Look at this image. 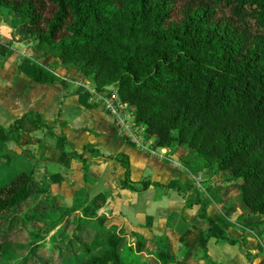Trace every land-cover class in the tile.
<instances>
[{
  "label": "trees",
  "instance_id": "trees-1",
  "mask_svg": "<svg viewBox=\"0 0 264 264\" xmlns=\"http://www.w3.org/2000/svg\"><path fill=\"white\" fill-rule=\"evenodd\" d=\"M0 9L18 21L41 59L77 67L92 76L99 93L116 89L157 147L185 145L215 171H230V180L240 181L239 198L264 222V0H0ZM33 64V81H58L52 71ZM24 122L35 130L51 129L32 112L6 130L0 127V168L1 161L12 160L3 145L20 142ZM59 139L65 152L66 138ZM113 158L123 166V188L143 191L158 184L132 181L128 156ZM34 182L32 170L0 176V219L38 193L39 204L22 219L29 223L41 205L58 210L31 239L36 250H55L59 264H176L164 237L155 239L154 250H146L138 233L127 243L125 229L108 225L105 215L78 216L76 208L50 199L46 180L36 189ZM200 216L211 227L205 244L212 226L217 241L237 243L228 235L226 213L207 216L203 206ZM65 222L72 229L65 230ZM1 233L0 259L6 247ZM31 259L32 264H49L36 254L15 264Z\"/></svg>",
  "mask_w": 264,
  "mask_h": 264
},
{
  "label": "crops",
  "instance_id": "crops-1",
  "mask_svg": "<svg viewBox=\"0 0 264 264\" xmlns=\"http://www.w3.org/2000/svg\"><path fill=\"white\" fill-rule=\"evenodd\" d=\"M31 41L32 39L30 40L26 32H21L19 30L18 21L12 16L5 15L4 11L0 9V125L2 120L8 121V123L11 122V124H13L14 121L28 112L39 113L47 124V119L44 118L45 115L42 107L47 104L49 105L51 99H56L57 106L51 105V115L53 117V120L51 122L52 124H47L51 127V129H45L47 133H53L57 137V140L54 142V144L51 145L53 146L52 148H54L51 159H56L62 165V172L59 175H48L49 177L45 179L49 183V190L51 192V195L57 198H61V202L56 204L63 203L67 207L79 206L75 203V197H78L79 194L72 191V188H70V185L72 186V181L75 179H79L80 185L82 187L84 186L83 188H86L85 194H92V196L94 197L93 202H91V207H89L90 210H92L90 211L92 213H101V209H103V207L108 204L114 205L116 209L118 208L120 210H127V212H129L130 210L132 216H138V218H140L139 215L142 214V210L145 209H162L167 213L173 214H175V211L179 209L180 215L187 218L186 222L191 230L193 228L197 231L196 234L198 235L199 239H197V243L189 242L186 236L187 232H185V229H183V232L180 233L181 238H176L174 240V245L176 246V248L172 249L173 246L170 242L171 240L169 238L170 236L168 232H166V230L156 231L161 234L160 237H164L167 240L169 244V251L175 261L177 260L176 264H184L185 259L188 258L187 255L193 253V248L196 247V244H199V242L206 251L203 256L204 259H206L207 262H211V264L212 261L216 264H221L219 261L214 260L213 257L208 253L209 246L211 247L212 243L215 245L219 243H229L225 241H217V238L213 235V233L216 231V227L213 226L212 236L205 244L201 226H204L207 221L205 218H202L200 216V210L203 209V206L199 207L198 209L195 208V210L193 208L194 205L198 206L201 202L205 207L207 216L218 217L219 215H215L214 212L215 202L211 201L207 203L203 201L204 199L201 200L198 196L195 197V199H199H197V202L195 201V199L189 200L190 198L180 200L176 199L175 197H169L164 191V184H166L168 180L182 178L180 177L182 173L180 172L179 168L175 167V164L179 163V161L177 162V160L179 158V155L181 154L180 149L186 148L191 155H194L193 150L188 149L185 145H181L177 148L157 147L155 138L147 132H144L141 133V136L147 139L149 138V141L151 142V144L149 145L153 147L149 148L151 155H149L148 153L146 155L143 154V152L139 151L133 143H131L120 133L119 129L115 126L112 117L100 105L99 101H97V99L90 93V89L93 88L92 76H86L82 74L79 69L73 65H63L61 64L59 59L46 57L44 60H48L47 62L51 61V66L45 65L44 67L56 74L58 77V81L53 84L36 83L35 81H33V63L35 62L34 56H40L42 52L35 49L36 47L34 48V41ZM22 47L24 49H21ZM33 48L35 52H33ZM50 90L56 91V94L52 96L51 94L53 92ZM78 116L83 117L84 120L90 119V121L88 120L89 125L87 123H84L81 126H75L74 122L76 121V119H79ZM24 125L25 132L23 133V135L26 133L31 134L36 131L35 129H33V126H31L27 122H24ZM142 126L145 128L144 125ZM0 127L2 128V126ZM58 129L60 133L57 132ZM81 130L86 134L88 139H85V141L87 142L78 140L68 134L70 131L73 133V131L77 132ZM61 136H64L66 138V145L64 146L65 152H62L61 149L62 143L59 139ZM31 142H34V140H31ZM115 143L118 147V151L109 149V151L107 150V152H105L103 150L104 147L107 146V144L112 145ZM42 144H45L47 146L50 145V143L46 144L45 142H42ZM149 145H147V147ZM4 149L8 151L7 148L4 147ZM8 152L11 153L12 156L15 154L14 150H9ZM68 152H75L77 156L68 155ZM164 152H167L166 156L163 155L165 154ZM119 153L125 154L129 158L130 179L132 181L139 182L142 180H150L152 183L158 184L150 185L143 191H132L130 189L123 188L121 185V181L124 177V169L119 161L113 158L116 154ZM155 154H157L156 157L159 155L158 157L160 158L164 156V159L173 157L175 158V161H163L156 158L154 156ZM141 158H146L147 160H149V163H152V165H155L157 167L155 169L159 168L160 170L158 169L157 171L161 173L163 172L162 177H164L165 180H159V178L157 179L155 177L146 178L149 175L145 176V169L139 161ZM200 162L201 165L206 168L212 167V165L204 163L201 160ZM120 166L122 167V169L120 168ZM135 166L136 168L138 167L137 174H135L134 171ZM162 166H168V168H173L176 171L172 172L164 170L162 169ZM213 173H215V181L211 180V182H209V187L206 188V193L209 194L211 192H214L218 196L217 200H219V203H222L228 198L225 192V189L227 187L224 184L225 182H223V174H225L227 178L230 179V171L214 170ZM172 175L178 177H171ZM189 176L192 179L194 175L189 174ZM189 176H184L185 184H187V182L189 181ZM68 185V190L70 191L69 194L71 195L70 197L66 196V194L62 191L64 189L63 187H66ZM158 186L161 193L159 195L161 198L160 201H152V199L149 197L143 199L145 191H154V189H156ZM55 187H57V190L55 189ZM181 189L182 188L178 187V192H180ZM192 191H195L192 187L186 189L187 194L192 193ZM239 195L240 193L238 194V198ZM140 197H142L143 201L145 202L146 208L139 207ZM162 199L166 202L161 203ZM239 200L243 203L240 198ZM26 202L27 200L19 204L14 210L19 209ZM167 204L169 207L165 206ZM34 206L35 205L31 206L28 209H32V207ZM188 208L191 209L189 210ZM139 210L141 211L140 214H138ZM118 211L119 210H117L116 212ZM245 212L246 215H251L248 209ZM87 213H89V211ZM87 213L85 215L88 216ZM57 214L58 210L54 209V214L52 215V217L56 216ZM77 215L85 216L79 213H77ZM197 217L200 218L201 221L196 219ZM152 218L155 221L154 217ZM162 219L163 218L161 216H158V218H156L157 225H160L159 223L162 221ZM123 221L126 226H131L128 217H124ZM192 221L196 223H193ZM256 222L257 221L253 219L251 220L245 218L243 220V223L249 226L253 225ZM156 229L159 230L158 227H156ZM136 231L143 232L141 231V229L138 230V228H136ZM242 236L243 237L238 238L249 239L247 234L245 233H243ZM234 239L237 240V238ZM147 243H149V241L144 239L146 250L155 249V241H153L152 245H150L152 246V248H148ZM262 244H264V240H260V249H264L261 246ZM182 245L184 247L183 252L180 255L176 256L174 252L178 251L180 253ZM205 255H207L208 257H206ZM241 255L244 259V264H247L244 252L241 253Z\"/></svg>",
  "mask_w": 264,
  "mask_h": 264
},
{
  "label": "rangeland",
  "instance_id": "rangeland-1",
  "mask_svg": "<svg viewBox=\"0 0 264 264\" xmlns=\"http://www.w3.org/2000/svg\"><path fill=\"white\" fill-rule=\"evenodd\" d=\"M34 48H35V44H34ZM34 48H33V52H35ZM21 49L24 48L22 47ZM34 59L36 60L35 62H38L43 66L45 65L51 66V61L47 62L48 60L41 59L40 56H34ZM52 92H53L51 94L52 96L56 94V91H52ZM51 105L57 106L55 98L51 99L49 105L47 104L42 107V110L45 115L44 118L47 119L46 122L49 125L52 124L51 122L53 120V117L51 115V108H52ZM78 117L80 120L76 119V121L74 122L75 126H81L84 123L88 124L89 123L88 120L90 121V119L84 120L83 117L81 116ZM10 124L11 122L8 123V121L2 120L0 126H2V128L6 130L9 128ZM57 132L60 133L59 129ZM68 134L71 135V137H75L78 140L87 142L85 141V139L88 138L82 130L77 132L73 131V133L70 131ZM31 140H34V142H31ZM56 140L57 137L53 133H47L45 129H39L34 131V133L24 134L19 143H13L11 141L6 142L3 145V147L7 148L8 151L14 150L15 154L12 156V154L10 153L12 160L11 161L9 160L8 163L1 161L0 176L11 177L20 171L32 170L35 179L34 184L36 189L41 182L47 179V177L52 175L53 176L59 175L62 172L61 170L62 165L56 159L54 158L51 159V155L54 149L52 148L53 146L51 145L54 144ZM42 142H45L46 144L50 143V145L47 146L45 144H42ZM144 144L145 145L151 144L149 138L148 140L145 141ZM151 147L153 146L149 145L148 149H142V150L138 148L137 149L143 152V154L145 155L147 153L151 155V152L149 151V148ZM109 149L118 151L117 150L118 147L116 143L112 145L107 144V146H105L103 150L107 152V150L109 151ZM164 153L165 154L163 155L166 156L167 152ZM180 153L181 154L179 155V158L177 160V162L179 161L180 164L179 163L175 164V167L179 168L180 172L182 173L180 177L182 178L168 180L167 183L164 184L165 193L169 197L170 196L175 197L176 199H180V200L182 199L185 200L187 198H190L189 200L191 199L194 200L195 197L198 196L201 200L204 199L203 201L207 203L211 201L215 202L214 205L215 215L226 213L227 219L230 221L231 224L230 228L228 229V235L232 238H237L238 243L236 245H230L226 243H219L215 245L212 243L211 247L209 246L208 253L213 257L214 260L219 261L221 264H244V259L241 255V253L243 252L245 254L247 264H264V249L259 248L260 240H264V222L263 223L261 222L263 220V217L260 215L253 217L252 215L245 214L247 208L245 204L240 202L238 198V194L241 192L240 181L230 180L227 178L225 174H223L224 175L223 182H225L224 184L227 187L225 189V192L228 198L226 201L219 203V200H217L218 196L214 192H211L209 194L206 193V188L209 187V182H211V180L215 181L214 180L215 173H213L214 172L213 166L211 168H206L202 166L198 157L189 154L186 148L180 149ZM156 155L157 154H155L154 156L156 157ZM158 156L156 158L161 159L163 161H171V162L175 161V158L173 157L164 159V156H162V158ZM139 161L145 169V176L149 175L146 178L155 177L157 179L159 178V180H165V178L162 177L163 172L162 173L158 172L157 170L159 168L155 169L157 167L155 165H152V163H149V160H147L146 158H141ZM120 168L122 169L121 166ZM137 168L136 166L134 167L135 174H137ZM162 169L172 172L176 171L173 168H168V166L165 167L162 166ZM189 174L194 175L192 179L190 178ZM185 175L189 176V178L191 179V180L189 179L187 184L184 183ZM171 177H178V176L172 175ZM198 177H200V179H198ZM83 187L80 185L79 179H75L72 181V186L70 185V188H72V191L77 192L79 194L78 197H75L76 199L75 203L76 205L79 206H73V207L74 208L77 207L76 208L78 209L77 213L81 215H85L89 211V213H87L89 215L90 213H92L90 212L92 210H90L89 207H91V202H93L94 197L92 196V194L86 195L85 194L86 188ZM178 187L182 188L180 192H178ZM189 187H192L193 190L195 191L194 192L192 191V193L187 194L186 189H189ZM63 188L64 189L62 191L66 194V196L70 197L71 196L69 194L70 191L68 190L69 185ZM55 189L57 190V187H55ZM144 194L145 195H143V199L149 197L152 199V201L161 200L159 196L161 194L159 186L156 189H154V191L151 190L145 191ZM50 199L53 200L55 203L61 202V198H57L52 195L50 196ZM143 199L142 197L139 198L140 208L143 207L146 208V204L143 201ZM39 200H40V195L35 192L32 195V197L28 199L26 203L23 204V206H21L17 210H14L13 212L6 214V216L3 217L4 220L2 218L0 219V230H1L0 232L3 233L1 234L6 240V247L3 253V257L0 259V264H15L17 261L26 258L27 255L32 256L33 254H36L37 256L40 255L46 258L49 261V264H56V263L59 264L57 255H55V250L49 249L48 247L44 249L36 250L35 248L36 245L31 239V235L35 233L36 229H38L43 223L51 219L52 215L54 214V209L50 208L49 206L44 207L43 205H41L39 207V211L36 213L35 218L31 222L25 224L22 219V216L26 213V211H28L27 209L33 205L39 204ZM163 202L166 201H163L162 199L161 203ZM165 206L169 207L168 204ZM202 206L204 205L200 202L198 206L194 205L193 208L195 210V208L198 209L199 207ZM65 207L66 205L63 206V208ZM188 209L190 210L191 208ZM101 210H102L101 213L96 212V216H100L103 214L108 219V225L113 224L117 227H123L127 232V238H126L127 243H133V241H135L136 239V234L138 233L145 240L149 241V243H147L148 248H152V246H150L152 245V242L161 236V234H159L156 231L166 230V232H168L170 236L169 237L171 240L170 242L172 243L173 246L172 249H175L176 246L174 245L175 244L174 240L176 238L179 239L181 238L180 233L183 232L182 231L183 229H185V232H187L186 236L188 241L197 243V239H198V235L196 234L197 231L194 230L193 228L191 230V228L187 225L186 222L187 218L180 215L179 209L175 211V214H173V213H167L162 209L157 210L156 208L154 209L150 208L149 210L148 209L142 210L143 215L140 214L141 211L139 210L138 214H140L139 215L140 218H138V216H134V215L132 216L130 210L129 212H127V210H123V209L120 210L118 208L116 209L114 205L108 204L104 206L103 209ZM117 210L119 211L116 212ZM158 216H161L163 218L162 221L160 220L161 221L159 223L160 225H157L156 223L157 221L156 218H158ZM124 217H128V220L130 221V225L132 227L129 225L126 226L124 224L123 221ZM152 217H154L155 221L153 220ZM245 218L251 220L253 219L256 220L257 222L249 226L243 223V220ZM196 219L201 221L200 218L198 217ZM61 226L65 230H70L73 227L68 222L63 223ZM156 227H158L159 230H157ZM209 227L210 226L208 222H206L204 226H201L202 229L201 231L203 235L209 229L211 230V227L210 228ZM136 228H138V230L141 229V231H143L144 233L140 231L137 232ZM243 233L247 234L249 239L238 238V237H243L242 236ZM50 235L46 236V240H45V242L48 245L50 242ZM61 243H63V245L66 246L68 244V240L64 239L61 241ZM61 243H58V245ZM31 246H34L32 249L33 253L30 251ZM261 246L264 248V244H262ZM193 249H194L193 253H191L190 250L191 254L187 255L188 258L185 259L184 264H211V262H207L206 259H204L203 256L206 253V251L202 247L200 242L199 244H196V247H194ZM183 250L184 247L182 245L180 253L178 251H175L174 254L178 256L183 252ZM34 258H36V256H34ZM26 264H32V259L28 261V263ZM151 264H158V263L152 260Z\"/></svg>",
  "mask_w": 264,
  "mask_h": 264
},
{
  "label": "built area",
  "instance_id": "built-area-1",
  "mask_svg": "<svg viewBox=\"0 0 264 264\" xmlns=\"http://www.w3.org/2000/svg\"><path fill=\"white\" fill-rule=\"evenodd\" d=\"M90 93L112 117L115 126L126 139L140 150L148 149L147 145L144 144L148 139L141 136V133L146 132L145 128L136 122L134 108L128 102L120 99L116 89L109 88L108 91L99 93L94 88H91Z\"/></svg>",
  "mask_w": 264,
  "mask_h": 264
}]
</instances>
